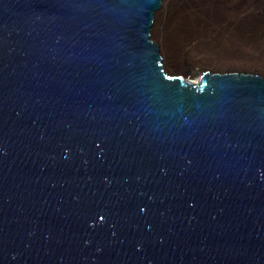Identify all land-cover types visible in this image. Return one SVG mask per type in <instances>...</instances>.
Masks as SVG:
<instances>
[{"label": "water", "instance_id": "water-1", "mask_svg": "<svg viewBox=\"0 0 264 264\" xmlns=\"http://www.w3.org/2000/svg\"><path fill=\"white\" fill-rule=\"evenodd\" d=\"M162 0H0V264H264V77L163 65Z\"/></svg>", "mask_w": 264, "mask_h": 264}, {"label": "rangeland", "instance_id": "rangeland-1", "mask_svg": "<svg viewBox=\"0 0 264 264\" xmlns=\"http://www.w3.org/2000/svg\"><path fill=\"white\" fill-rule=\"evenodd\" d=\"M162 11L165 13L161 15ZM154 18V27L156 20H161V26L158 34L153 27L151 39L158 45L168 72L184 74L194 80L204 71L264 77V63L257 66L251 61L252 65L225 67V64L217 62L212 67L204 58L207 56L205 48L201 49L203 57L192 53L197 45L205 42H223L227 34L239 32L245 25L248 27L246 32L241 31L237 36L229 37L228 41L264 51V0H164L162 9ZM169 44L172 52L168 51ZM170 66L178 72L172 71Z\"/></svg>", "mask_w": 264, "mask_h": 264}, {"label": "bare ground", "instance_id": "bare-ground-1", "mask_svg": "<svg viewBox=\"0 0 264 264\" xmlns=\"http://www.w3.org/2000/svg\"><path fill=\"white\" fill-rule=\"evenodd\" d=\"M163 1L164 0H162V2H161V8L159 10H157L155 12V14H157V12H159L162 9ZM164 13H165V11H164ZM164 13L162 11L161 15ZM160 22H161V20H158V21L156 20L155 27H154V23H153V26L150 29V31L154 27L155 28L154 29L155 34H158V30L161 26ZM242 28L243 29L240 30L239 32L237 31V32H232L231 34H227L225 36V40L223 42H217L214 44H209V43L205 42L204 44L197 45L196 48L193 49V51H192L193 55H196V56L200 55L203 57V55L201 54V49L205 48V51L207 52V56L204 58L206 59V61L211 63L210 65L212 67L215 64H217V62L222 64V65L225 64V67L226 66L229 67V65L241 66L243 64H251V61L253 62L252 64L257 65V66H261L260 63H264V51L262 49L258 50V48L255 46L254 47H248L244 43L235 44V43H230L228 41L229 37L237 36L238 34L241 33V31L246 32L248 30L247 25H245ZM167 48H168L169 52H172V50H171L172 47L170 44L168 45ZM203 54H204V52H203ZM170 68L172 69V71L178 72V71H176L175 68H173V66H170Z\"/></svg>", "mask_w": 264, "mask_h": 264}]
</instances>
